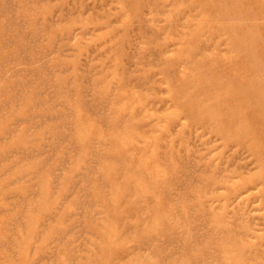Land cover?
Wrapping results in <instances>:
<instances>
[{
  "label": "rangeland",
  "instance_id": "rangeland-1",
  "mask_svg": "<svg viewBox=\"0 0 264 264\" xmlns=\"http://www.w3.org/2000/svg\"><path fill=\"white\" fill-rule=\"evenodd\" d=\"M1 128L0 264H264V0H0Z\"/></svg>",
  "mask_w": 264,
  "mask_h": 264
},
{
  "label": "bare ground",
  "instance_id": "bare-ground-1",
  "mask_svg": "<svg viewBox=\"0 0 264 264\" xmlns=\"http://www.w3.org/2000/svg\"><path fill=\"white\" fill-rule=\"evenodd\" d=\"M14 4H15V3H14ZM15 10H16V7H15ZM2 12H3V11H2ZM12 16H13V15H12ZM21 20H22V19H21ZM11 22H12V21H11ZM17 23H18V22H17ZM4 24H5V23H4ZM21 24H22V23H21ZM11 25H12V24H11ZM11 25H10V26H11ZM15 26H16V25H15ZM23 26H24V25H22V27H23ZM48 26H49V25H48ZM38 27H40V26H38ZM167 27H168V26H167ZM42 30H43V29H42ZM74 34H75V33H74ZM15 37H16V36H15ZM40 37H41V36H40ZM63 38H64V37H63ZM44 39H45V38H44ZM70 39H71V38H70ZM31 40H32V39H31ZM34 40H35V39H34ZM58 40H59V39H58ZM73 41H74V40H73ZM73 41H72V42H73ZM11 42H12V41H11ZM34 43H35V42H34ZM161 44H162V43H161ZM161 44H160V45H161ZM66 46H67V45H66ZM164 46H166V45H164ZM164 46H163V47H164ZM29 47H30V46H29ZM54 47H56V45H55ZM54 50H55V49H54ZM63 50H64V49H63ZM65 50H66V49H65ZM57 52H58V51H57ZM20 54H21V53H20ZM51 54H52V53H51ZM48 55H49V54H48ZM2 56H3V55H2ZM48 57H49V56H48ZM48 57H46V58H48ZM22 58H23V57H22ZM5 60H6V59H5ZM6 62H7V61H6ZM45 62H46V61H45ZM195 62H196V61H195ZM38 63H39V62H38ZM38 63L36 62L37 65H38ZM46 63H47V62H46ZM186 63H187V62H186ZM188 63H189V62H188ZM188 63H187V64H188ZM87 64H88V63H87ZM20 65H21V64H20ZM31 65H32V64H31ZM171 65H172V64H171ZM177 66H178V65H177ZM70 67H71V66H70ZM70 67H69V68H70ZM14 68H15V67H14ZM16 68H17V67H16ZM39 68H40V67H39ZM18 69H19V68H18ZM18 69H17V71H18ZM28 70H29V69H28ZM47 70H48V68H47ZM86 70H87V69H86ZM9 71H10V70H9ZM19 71H20V69H19ZM1 72H2V71H1ZM36 73H37V72H36ZM8 74H9V73H8ZM16 74H17V73H16ZM15 76H16V75H15ZM4 77H5V76H4ZM35 77H36V76H35ZM1 78H2V77H1ZM243 78H244V77H243ZM2 79H3V78H2ZM35 79H36V78H35ZM49 79H50V78H49ZM90 79H91V78H90ZM89 83H90V82H89ZM53 84H54V83H53ZM6 86H7V85H6ZM55 86H56V85H55ZM46 88H47V87H46ZM174 92H175V91H174ZM88 94H89V93H88ZM16 96H17V95H16ZM8 97H9V96H8ZM3 100H4V99H3ZM3 102H4V101H3ZM1 103H2V102H1ZM108 103H109V102H108ZM22 104H23V103H22ZM4 105H5V104H4ZM4 105H3V106H4ZM7 105H8V104H7ZM8 106H9V105H8ZM105 106H106V105H105ZM55 109H56V108H55ZM145 109H146V108H145ZM99 110H100V109H99ZM5 111H6V110H5ZM99 112H100V111H99ZM104 113H105V112H104ZM173 115H174V114H173ZM9 117H10V116H9ZM54 117H55V116H54ZM10 118H11V117H10ZM46 118H47V117H46ZM52 118H53V117H52ZM8 119H9V118H8ZM26 119H27V118H26ZM42 119H43V118H42ZM42 119H41V120H42ZM11 120H12V118H11ZM9 121H10V120H9ZM5 122H6V121H5ZM7 122H8V120H7ZM27 122H28V119H27ZM39 123H40V122H39ZM9 124H11V123H9ZM2 125H3V124H2ZM15 125H16V124H15ZM40 125H41V124H40ZM21 126H22V125H21ZM64 126H65V125H64ZM60 127H61V126H60ZM26 128H27V127H26ZM0 130H2V128H1ZM72 130H73V129H72ZM6 132H7V131H6ZM8 132H9V131H8ZM49 132H50V131H49ZM9 134H10V133H9ZM73 134H74V133H73ZM72 137H73V136H72ZM120 137H121V136H120ZM1 138H2V137H1ZM10 139H11V138H10ZM121 139H122V138H121ZM1 141H2V140H1ZM122 141H123V140H122ZM122 141H121V142H122ZM124 142H125V140H124ZM0 143H1V142H0ZM23 143H24V142H23ZM71 143H72V142H71ZM21 146H22V144H21ZM5 147H6V146H5ZM24 148H25V147H24ZM43 148H44V147H43ZM56 148H57V147H56ZM69 148H70V147H69ZM74 148H75V147H74ZM54 150H55V149H54ZM14 151H15V150H14ZM64 151H66V150H64ZM15 152H16V151H15ZM19 152H20V151H19ZM21 152H22V151H21ZM79 152H80V151H79ZM97 152H98V151H97ZM65 153H66V152H65ZM28 154H29V153H28ZM102 154H103V153H102ZM0 155H1V154H0ZM8 156H10V155H8ZM11 156H12V154H11ZM4 157H5V156H4ZM3 159H4V158H3ZM7 159H8V158H7ZM49 159H50V156H49ZM65 159H66V158H65ZM88 159H89V158H88ZM76 160H77V159H76ZM46 162H47V161H46ZM75 163H76V162H75ZM119 164H120V163H119ZM71 166H72V165H71ZM73 166H74V165H73ZM85 166H86V165H85ZM138 168H139V167H138ZM90 169H91V168H90ZM140 169H141V168H140ZM140 169H139V170H140ZM184 170H185V169H184ZM139 173H140V172H139ZM26 175H27V174H26ZM83 175H84V174H83ZM59 176H60V175H59ZM23 177H24V176H23ZM83 177H84V176H83ZM85 177H86V176H85ZM92 177H93V176H92ZM53 178H54V177H53ZM135 178H136V177H135ZM85 179H86V178H85ZM19 180H20V179H19ZM135 180H136V179H135ZM135 180H134V181H135ZM89 182H90V181H89ZM10 183H11V182H10ZM78 183H79V182H78ZM87 183H88V182H87ZM0 184H1V183H0ZM76 184H77V183H76ZM76 184H75V185H76ZM176 184H177V183H176ZM0 186H1V185H0ZM5 186H6V185H5ZM38 187H39V186H38ZM79 187H80V186H79ZM73 189H74V188H73ZM92 189H93V188H92ZM58 190H59V189H58ZM55 191H56V190H55ZM54 193H55V192H54ZM29 194H31V193H29ZM29 194H28V195H29ZM47 194H48V193H47ZM70 194H71V193H70ZM124 194H125V193H124ZM127 195H128V194H127ZM1 196H2V195H1ZM9 196H10V195H9ZM12 196H13V195H12ZM12 196H11V197H12ZM20 196H21V195H20ZM129 196H130V195H129ZM2 197H3V196H2ZM33 197H34V196H33ZM68 197H69V196H68ZM70 197H71V196H70ZM125 197H126V196H125ZM8 198H9V197H8ZM111 198H112V197H111ZM129 198H130V197H129ZM129 198H128V199H129ZM67 199H68V198H67ZM67 199H66V201H67ZM80 199H81V197H80ZM86 200H87V199H86ZM129 200H130V199H129ZM25 201H26V200H25ZM64 201H65V200H64ZM91 201H92V200H91ZM84 203H85V202H84ZM88 203H89V202H88ZM11 204H12V203H11ZM15 204H17V203H15ZM25 204H26V203H25ZM61 204H62V203H61ZM88 205H89V204H88ZM13 206H15V205H13ZM190 207H191V206H190ZM14 208H15V207H14ZM7 209H8V208H7ZM9 209H10V208H9ZM12 209H13V208H12ZM12 209H11V210H12ZM76 209H77V208H76ZM139 209H140V208H139ZM3 210H5V209H3ZM23 210H24V209H23ZM81 210H82V209H81ZM91 210H92V209H91ZM88 211H89V210H88ZM95 212H96V211H95ZM88 213H89V212H88ZM96 213H97V212H96ZM96 213H95V214H96ZM72 214H73V213H72ZM70 215H71V214H70ZM87 215H88V214H87ZM96 216H97V215H96ZM8 217H9V216H8ZM49 218H50V217H49ZM104 220H105V219H104ZM53 221H54V220H53ZM93 221H94V220H93ZM21 222H22V221H21ZM116 222H117V221H116ZM162 223H163V221H162ZM101 224H102V223H101ZM12 225H13V223H12ZM78 225H79V224H78ZM78 225H77V226H78ZM13 227H14V226H13ZM15 227H16V226H15ZM103 227H104V226H103ZM103 227H102V228H103ZM134 227H135V226H134ZM134 227H133V228H134ZM73 228H74V227H73ZM19 231H20V230H18V232H19ZM82 231H83V230H82ZM71 232H72V231H71ZM106 232H107V231H106ZM106 232H105V233H106ZM43 233H44V232H43ZM133 233H134V232H133ZM3 234H4V233H3ZM131 234H132V233H131ZM72 235H73V234H72ZM3 236H4V235H3ZM129 236H130V235H129ZM22 237H23V236H22ZM72 237H73V236H72ZM38 240H39V239H38ZM86 240H87V239H86ZM60 241H61V240H60ZM4 242H5V241H4ZM26 242H27V241H26ZM82 242H83V241H82ZM0 243H1V242H0ZM89 243H90V242H89ZM69 244H70V243H69ZM21 245H22V244H20V246H21ZM82 245H83V244H82ZM92 245H93V244H92ZM15 246H16V245H15ZM20 246H19V247H20ZM21 247H22V246H21ZM26 247H29V246H26ZM0 248H1V247H0ZM109 248H110V247H109ZM4 249H5V248H4ZM9 249H10V247H9ZM22 249H23V248H22ZM22 249H21V250H22ZM136 249H137V248H136ZM12 251H14V250H12ZM5 252H6V251H5ZM27 252H28V250L26 251V253H27ZM31 252H32V251H31ZM53 254H54V253H53ZM55 255H56V254H55ZM133 256H134V255H133ZM152 257H153V256H152ZM54 259H55V258H54ZM84 259H85V258H84ZM38 260H39V259H38ZM4 263H5V262H4ZM47 263H48V262H47ZM47 263H46V264H47ZM65 263H66V262H65ZM24 264H25V263H24ZM36 264H37V263H36ZM87 264H88V263H87Z\"/></svg>",
  "mask_w": 264,
  "mask_h": 264
}]
</instances>
